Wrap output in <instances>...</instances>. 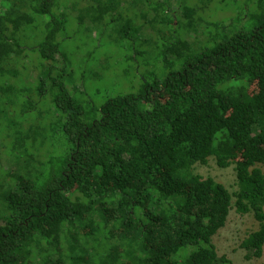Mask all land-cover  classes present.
<instances>
[{"label":"trees","instance_id":"1","mask_svg":"<svg viewBox=\"0 0 264 264\" xmlns=\"http://www.w3.org/2000/svg\"><path fill=\"white\" fill-rule=\"evenodd\" d=\"M86 1L87 15L78 19L97 27L93 32L128 39L124 24L133 34L149 24V0ZM225 1L178 0L173 8L157 0L156 15L166 14L157 22L169 28L171 43L188 35L187 28L203 30L192 37V51L169 67L166 58L175 49L154 28L162 49L156 71L136 69L137 90L100 105L73 97L53 79L49 109L33 118L39 139L4 114L13 110L27 122L20 101L36 106L45 95L42 82L35 103L26 98L32 69L23 70L33 64L18 36L47 15L43 41L33 49L60 62L63 22L51 15L55 0H0V186H8L0 192V264H128L131 258L135 264H233L214 242L233 209L252 212L258 222L240 244L247 257L263 255L264 0ZM230 5L237 12L221 18L219 10ZM10 69L15 87L4 84ZM254 81L260 90L249 93ZM5 137L12 139L4 144ZM210 157L220 167L234 164L235 191L195 172ZM97 204L109 208V223ZM151 218L154 254L145 244ZM109 225L119 230L114 244L122 252L100 257L110 245Z\"/></svg>","mask_w":264,"mask_h":264},{"label":"rangeland","instance_id":"2","mask_svg":"<svg viewBox=\"0 0 264 264\" xmlns=\"http://www.w3.org/2000/svg\"><path fill=\"white\" fill-rule=\"evenodd\" d=\"M156 2L157 0H149V4L145 6L149 12V24L147 23V27L142 28L138 34H133L129 25L124 24L122 27L127 33L128 39H121L116 34L111 33L110 30L109 33L105 31L101 33L98 29L93 32L90 28L97 27H93L89 22L81 23L79 21V14L83 16L87 15V11L84 9L85 4H87L86 0H55L51 9V15L52 17L60 18L63 22L62 29L57 35L60 62L43 60L40 58L39 53L33 49L43 41V26L44 22L48 19L47 15L38 18L35 24L26 27L19 33V43L27 48L25 50V59H28L27 64H33L31 67L27 65L28 68L23 70L24 74H29L28 69H32L31 75L24 82L28 89L26 98H28L29 102L35 103L34 93L38 92L39 85L42 82L44 84L45 95L43 100L39 101L38 99L36 101V106L20 101L21 106L23 105L20 111L26 110V113L22 114L23 120L30 118L29 121L17 120L18 114L9 109L4 113L6 118L11 122H15L16 129L20 126L26 132L28 131L29 135L37 136L36 138L39 139L42 138L41 127L38 125L39 123H35L33 118L40 114V109L43 111L49 109L48 105L50 106L51 104L49 99L51 100L52 96L51 86L53 79L63 83L73 97L84 101H91L96 105H100L107 98L114 97L115 95L136 91L139 85L138 77L135 73L136 69L138 73L142 74L147 71H156L155 58L158 57L162 49L158 41L159 32L157 33L154 28H161L162 36L160 39L175 49V53L173 55L170 54L166 58L167 65L172 67L174 65L172 62L176 58L192 51L189 47L191 39H193L192 37H201L203 30L201 28H187L188 31L186 33L188 35L179 38L181 39L180 41L171 43L172 36L169 28L167 26L163 27L157 22L160 17L166 18V14L163 12L159 16L156 15L154 10ZM164 2L172 4L173 8L178 7V0H164ZM225 2V4H232L233 1L226 0ZM233 8L232 5L227 7V9L223 7V9L219 10V16L224 18L234 15L237 11H235V6ZM126 14V16L132 17L134 11L126 12ZM142 22L143 20H138V24ZM139 40H146L145 42H140L141 48L135 45L139 43ZM130 43L134 44L130 45ZM137 51L145 53L142 56H134ZM132 53H134L133 60L131 59ZM49 64L55 65L50 69ZM159 65L163 67L165 64ZM15 73L16 71L13 69L8 70V77L4 78V84L10 85L9 87H15L17 84L16 77L14 76ZM46 74H48V77L45 76ZM259 90L260 85L257 81L252 82L248 89L249 93ZM29 105L31 106L28 107ZM11 139V137H5L4 144H7ZM2 147L4 148V145ZM3 148L2 154L6 153V149ZM259 166L264 173V163L259 164ZM4 167H6L5 164ZM194 170L202 176L213 177L216 181L224 184L230 192L235 191L237 188L233 163L227 167H220L215 158L210 157L206 164H196ZM7 191L8 186L6 184L0 186L1 193L6 194ZM95 209L99 211L100 209L104 210V220L108 223L111 221V213L106 205L97 204L95 205ZM154 224V218H151L145 225L147 234L145 244L153 254L158 251V246L152 244ZM257 227L258 222L254 219L252 212L242 215L233 209L228 216L225 226L214 237L218 254L227 255L232 259L233 264H264V253L258 258H248L246 251L240 246L248 234L257 229ZM107 229L109 230L108 243L110 245L102 248L99 251V256L110 255L117 257L122 252V249L114 244L119 230L111 225ZM99 236L101 235L99 234ZM135 263V258H131L128 261V264ZM47 264L57 263L48 260Z\"/></svg>","mask_w":264,"mask_h":264}]
</instances>
